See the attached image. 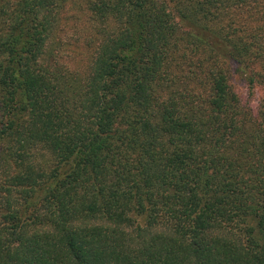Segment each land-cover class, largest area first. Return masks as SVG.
<instances>
[{
  "label": "trees",
  "instance_id": "trees-1",
  "mask_svg": "<svg viewBox=\"0 0 264 264\" xmlns=\"http://www.w3.org/2000/svg\"><path fill=\"white\" fill-rule=\"evenodd\" d=\"M65 3L0 0V264H264V118L227 75L264 91V0H81L80 74L44 53L85 39Z\"/></svg>",
  "mask_w": 264,
  "mask_h": 264
},
{
  "label": "rangeland",
  "instance_id": "rangeland-1",
  "mask_svg": "<svg viewBox=\"0 0 264 264\" xmlns=\"http://www.w3.org/2000/svg\"><path fill=\"white\" fill-rule=\"evenodd\" d=\"M66 0L64 6L63 16L67 15L65 22V30L66 33L70 31V27L73 26L71 21L76 20L81 27L78 28L79 34L84 32L85 39L83 43H77L76 45L71 44V42L67 43V39L70 34L65 36H61L58 33L55 34V39L50 42V39L47 42L46 51L44 52L47 59L48 54H53V59L56 60L57 64L66 67L70 71H75L77 74H80L83 71V67L86 66L87 58L91 55L93 47L96 44V40L94 37V33L91 31L92 28L89 26V22L85 18L80 17V12L83 11L81 6V0ZM67 2H70L71 5H68ZM70 16V17H68ZM111 23L110 27H116L115 24ZM93 30V29H92ZM56 36L58 39H56ZM89 40V42H88ZM58 41L63 42V44L58 43ZM81 42V41H80ZM56 52V54L53 53ZM233 65H230L227 68L228 82L231 88L234 90L240 102L245 107L249 108L254 116H257L259 119L264 118V91L260 87H256V89L249 90L244 83V80L239 77L236 73H233Z\"/></svg>",
  "mask_w": 264,
  "mask_h": 264
}]
</instances>
